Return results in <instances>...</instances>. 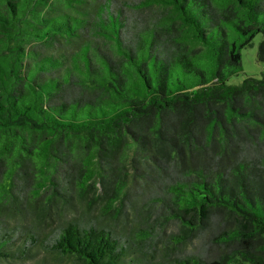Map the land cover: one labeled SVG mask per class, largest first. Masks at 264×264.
Returning <instances> with one entry per match:
<instances>
[{"label":"trees","instance_id":"obj_1","mask_svg":"<svg viewBox=\"0 0 264 264\" xmlns=\"http://www.w3.org/2000/svg\"><path fill=\"white\" fill-rule=\"evenodd\" d=\"M257 34L264 0H0V264H264Z\"/></svg>","mask_w":264,"mask_h":264},{"label":"rangeland","instance_id":"obj_2","mask_svg":"<svg viewBox=\"0 0 264 264\" xmlns=\"http://www.w3.org/2000/svg\"><path fill=\"white\" fill-rule=\"evenodd\" d=\"M261 39L262 35L257 34L253 38L252 44L241 50L242 71H239L237 75L231 76L228 79L229 83L239 84L246 75L264 76V61H259L257 58L258 43ZM24 217L29 220L41 219L38 215V210L26 212Z\"/></svg>","mask_w":264,"mask_h":264}]
</instances>
